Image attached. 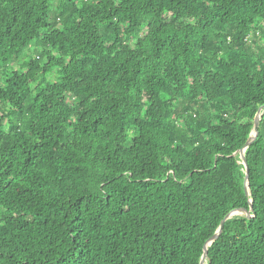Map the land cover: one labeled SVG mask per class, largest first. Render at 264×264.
Here are the masks:
<instances>
[{
	"label": "trees",
	"instance_id": "trees-1",
	"mask_svg": "<svg viewBox=\"0 0 264 264\" xmlns=\"http://www.w3.org/2000/svg\"><path fill=\"white\" fill-rule=\"evenodd\" d=\"M262 107L264 0H0V264H264Z\"/></svg>",
	"mask_w": 264,
	"mask_h": 264
},
{
	"label": "water",
	"instance_id": "water-1",
	"mask_svg": "<svg viewBox=\"0 0 264 264\" xmlns=\"http://www.w3.org/2000/svg\"><path fill=\"white\" fill-rule=\"evenodd\" d=\"M263 110H264V107L260 108V110L258 111V113H257V115H256V120H255V135H254V137H252V139H250V140L248 141V143H247L246 146H245V149H243V150L241 151V158L243 159V161H244V165H245V168H246L245 193H246L247 196L249 195L248 180H249V176H250V171H249V166H248V163H247V161H246V159H245L244 153H245V150L250 146L251 142L254 141V140L258 137V135H259L260 118H261V114H262V111H263ZM250 205H251V211H247V210L244 209V208H243V209H239V210L233 211L232 213H230V214L225 218V220L222 222V225H221V227H220L218 233H217L214 237H212V238L206 243V245H205V247H204V256H203L202 261H201L200 264H205V261H206L207 256H208V250H207L208 246H209L213 241H215L216 239L219 238V236L221 235V233H222V231H223L224 224H225V222H226L228 219L232 218V217L235 216V215H238V214H240V213H243V212L246 213L248 217H251V214H252V212H253V205H252L251 202H250Z\"/></svg>",
	"mask_w": 264,
	"mask_h": 264
},
{
	"label": "rangeland",
	"instance_id": "rangeland-1",
	"mask_svg": "<svg viewBox=\"0 0 264 264\" xmlns=\"http://www.w3.org/2000/svg\"><path fill=\"white\" fill-rule=\"evenodd\" d=\"M58 5H59V3H55L54 4V6H53V8H57L58 7ZM37 49H38V46L35 44V45H33L32 47H31V49H30V55H33V53H35L36 51H37ZM27 59V55H22V56H20L18 59H16L15 60V64H17V63H21V62H23V61H25Z\"/></svg>",
	"mask_w": 264,
	"mask_h": 264
}]
</instances>
